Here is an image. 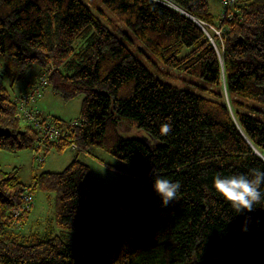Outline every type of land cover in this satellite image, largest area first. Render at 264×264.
<instances>
[{"label":"trees","instance_id":"trees-1","mask_svg":"<svg viewBox=\"0 0 264 264\" xmlns=\"http://www.w3.org/2000/svg\"><path fill=\"white\" fill-rule=\"evenodd\" d=\"M167 2L101 0L114 17L106 25L84 0H0V150H32L39 136L19 110L34 81L14 96L5 84L38 65L64 101L84 95L76 120L40 114L67 132L41 149L74 143L124 163L112 190L88 181L78 156L28 184L0 165V264H264V206L237 214L212 187L218 174L264 170V0H235L217 21L208 0ZM197 20L221 30L217 47ZM121 26L196 80L177 86L153 73ZM131 128L140 135H122ZM156 176L181 185L167 207ZM26 191L54 195L55 233L20 230L32 207L13 209Z\"/></svg>","mask_w":264,"mask_h":264},{"label":"rangeland","instance_id":"rangeland-1","mask_svg":"<svg viewBox=\"0 0 264 264\" xmlns=\"http://www.w3.org/2000/svg\"><path fill=\"white\" fill-rule=\"evenodd\" d=\"M208 1L213 18L215 21H217L220 11L224 6L223 0ZM84 2L104 24L107 25L110 20L112 21L114 19L112 14L103 7L101 0H84ZM98 7L103 8L104 11H100ZM115 22L118 23L116 20ZM120 28L126 32L130 38V41L126 40L129 47H131L135 51L137 57L160 78L177 86H183L189 81L196 80L194 77L184 71L164 65L160 59L156 58L150 51L145 49L126 28L123 26ZM208 30L207 31L209 32L210 36H208L207 33V37L213 43V45L217 47L213 38L216 33L215 30L210 27ZM39 68L40 66L34 65L31 70L22 75L20 79L11 86L10 82L6 81L5 84L8 87L11 95L14 96L19 92L18 88H20V85L23 83V81L29 79L28 82H32L34 80L40 79L41 75L37 73ZM26 87L27 85L24 88ZM198 92L202 93L203 95H207V93L200 90ZM222 93L223 100L228 103V105H230L227 93L225 91H222ZM83 98L84 95L79 94L68 101H64L61 97L55 95L51 91L50 87H45L42 89V93L38 99H36L34 102V107L37 108L44 116L55 115L64 121H73L79 117ZM262 108L264 109V106ZM122 135L125 137H134L140 134L136 128H131L123 131ZM39 154H45V159L43 162L37 161L36 156ZM75 156H78L82 162L88 165V181L109 190L115 189L117 187L118 179L122 175L124 163L122 160L113 157L102 149H87L86 152L80 151L78 153L77 150L72 148L71 144H69L62 152H58L54 148L49 149L48 151L41 149L38 153L33 152L30 149L19 150L15 153L0 150V165L4 170L17 168L19 170L21 181L28 184L34 174H39L44 171H62L72 161V159H74ZM33 198L34 200L28 219L26 223L20 228V230L23 232L36 230L41 233H45L47 231H51V234L55 233L56 230L52 227L51 223L55 205L54 195L47 196L46 193L36 191L33 193ZM214 264L219 263L215 262Z\"/></svg>","mask_w":264,"mask_h":264},{"label":"clouds","instance_id":"clouds-1","mask_svg":"<svg viewBox=\"0 0 264 264\" xmlns=\"http://www.w3.org/2000/svg\"><path fill=\"white\" fill-rule=\"evenodd\" d=\"M161 131L164 135L169 134L171 124H163ZM212 187L237 214L244 211L252 212L257 205L264 206V192L261 191L264 188V170L259 168L251 169L248 174H218L213 178ZM180 188L179 181H171L159 176L153 178V189L160 197L162 207H167L170 202L177 200ZM243 230H246V226Z\"/></svg>","mask_w":264,"mask_h":264},{"label":"built area","instance_id":"built-area-1","mask_svg":"<svg viewBox=\"0 0 264 264\" xmlns=\"http://www.w3.org/2000/svg\"><path fill=\"white\" fill-rule=\"evenodd\" d=\"M162 1L163 3L168 4L167 0H157ZM235 0H223V9L221 10V14L224 18H231L232 12L231 9ZM198 24L204 30V32L209 35V27L215 30V35L221 34V30L218 28L207 24L206 22L197 20ZM208 27V28H206ZM208 30V31H207ZM213 40V39H212ZM47 84V77L43 74L40 76V79L34 80V82L27 88L26 92H24L19 99V110L22 115L25 117V120L32 125L39 132V136L36 139L33 145V152H39L46 140L50 141H61L66 138L67 132L64 126L59 125L58 123L53 122L49 118H42L40 114H42L37 108L34 106H30L31 103L35 102L36 98L40 96L42 93V89ZM46 117V116H45ZM72 148H76V144L71 143ZM38 162H43L45 159V154H39L36 156ZM33 193L31 191H26L23 195V200L18 208H14L13 212L15 215H19L21 212L29 209L33 204Z\"/></svg>","mask_w":264,"mask_h":264},{"label":"crops","instance_id":"crops-1","mask_svg":"<svg viewBox=\"0 0 264 264\" xmlns=\"http://www.w3.org/2000/svg\"><path fill=\"white\" fill-rule=\"evenodd\" d=\"M39 71H40V68H39V70H38V72L37 73H39ZM37 73H35V74H37ZM34 74V75H35ZM33 75V76H34ZM29 80V79H28ZM28 80H25V81H23V83L20 85V88H18V90L20 91V90H22L26 85H28L30 82H28ZM28 82V83H27ZM52 116V115H51ZM55 116V115H54ZM57 117V116H56ZM59 118V117H58Z\"/></svg>","mask_w":264,"mask_h":264},{"label":"water","instance_id":"water-1","mask_svg":"<svg viewBox=\"0 0 264 264\" xmlns=\"http://www.w3.org/2000/svg\"><path fill=\"white\" fill-rule=\"evenodd\" d=\"M1 132H2V130L0 129V133H1ZM142 139H143V141H146V142H148L147 138L143 137ZM256 153H257V154H260V152H259V151H257V150H256Z\"/></svg>","mask_w":264,"mask_h":264},{"label":"bare ground","instance_id":"bare-ground-1","mask_svg":"<svg viewBox=\"0 0 264 264\" xmlns=\"http://www.w3.org/2000/svg\"><path fill=\"white\" fill-rule=\"evenodd\" d=\"M196 20V19H195Z\"/></svg>","mask_w":264,"mask_h":264}]
</instances>
